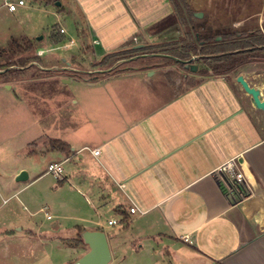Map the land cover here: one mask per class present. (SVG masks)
<instances>
[{"label":"crops","instance_id":"crops-1","mask_svg":"<svg viewBox=\"0 0 264 264\" xmlns=\"http://www.w3.org/2000/svg\"><path fill=\"white\" fill-rule=\"evenodd\" d=\"M172 15L169 4L155 6L142 18L135 15L145 33L139 43H163L151 41L154 33L149 31ZM153 66L134 68L129 75L139 79L153 71L154 80L161 73L165 82L159 86L149 79L150 85L106 88L115 101L112 107L107 96L99 98L97 136L83 142L53 138L69 144L72 153L48 149L40 154L51 157L50 164L62 163L64 182L86 192V203L96 213L88 230L104 232L102 213L109 215V227L120 224L110 237L106 234L114 250L125 233L136 238L144 220L148 227L136 243L142 248L141 239H149L162 245L170 264H264L263 114L235 80L209 75L198 85L186 86L185 76L173 86L167 71ZM89 149L100 153L95 156ZM231 159L245 174L251 192L246 198H235L218 172ZM133 207L140 212L131 213ZM112 220L118 223L110 225Z\"/></svg>","mask_w":264,"mask_h":264},{"label":"rangeland","instance_id":"rangeland-1","mask_svg":"<svg viewBox=\"0 0 264 264\" xmlns=\"http://www.w3.org/2000/svg\"><path fill=\"white\" fill-rule=\"evenodd\" d=\"M6 1L0 0V49L4 50L0 67L23 58L31 63L12 66L6 75H0V264H74L89 250L84 242L74 245L78 227L93 228L90 221L96 213L87 205L86 192L80 186L60 184L54 176L44 175L51 162V157L40 154L49 151L44 142L53 138L83 142L97 136L99 98L107 96L112 107L115 101L106 88L150 85L153 71L139 79L129 75L141 62L123 59L107 69L99 64L104 57L101 53L103 48L110 53L119 47L127 50L142 45L139 42L145 33L135 15L142 18L157 5L167 8L171 4L169 0L167 4L159 0H56L46 5L25 0V6L11 12ZM190 1L201 27L213 33L227 30L234 6L243 7L254 20L264 9V0ZM157 11L151 13L153 18ZM150 33H154L153 42H173L181 39L185 30L173 12ZM13 40L23 48L32 47L22 52ZM194 60L197 71L205 67L199 58ZM69 64L72 70L68 71ZM162 69L176 73L173 80L185 76L191 82L201 79L189 68L172 65ZM162 80L158 73L153 85L163 84ZM123 97L129 102L131 95ZM21 169L30 176L24 182L17 181ZM102 214L101 229L110 237L120 224L109 227V215ZM138 225L137 237L125 233L118 249L114 250L109 238L113 253L109 264H170L162 245L141 239L139 248L136 241L148 224L143 220Z\"/></svg>","mask_w":264,"mask_h":264},{"label":"trees","instance_id":"trees-1","mask_svg":"<svg viewBox=\"0 0 264 264\" xmlns=\"http://www.w3.org/2000/svg\"><path fill=\"white\" fill-rule=\"evenodd\" d=\"M31 1L35 3L53 5L56 0ZM169 1L177 22L185 30V34L181 39L173 42L147 44L141 49L132 48L111 52L105 55L99 64L106 66L108 69L123 59H133L136 62H141V66L138 68L149 67L152 65H157L163 68L177 65L184 68V62H188L193 58H199V61L202 62L205 67L199 69L195 75H200L201 79L195 81L192 80L191 82V79L188 80L187 77L186 85H198L209 75L224 76L229 79V73L245 61L241 52H230L241 50L244 47L254 46L255 44L251 41L249 44H245L242 41H233L231 40V35L227 32V30L213 33L202 28L199 22L200 20L195 16L197 11L192 8L190 0ZM219 36H221V40H217ZM55 37L56 36H53V38ZM60 41L61 40H58L56 42ZM262 41L260 43H262ZM13 43L22 52L26 51L28 48H23L16 40H13ZM25 45L27 46V43ZM3 55L4 50L0 49V59L3 58ZM194 61L195 60L191 63H194ZM30 63L31 61L27 58L16 60L11 64L6 65L4 68L0 67V70L4 71L3 73H0V75H6L9 72L8 69L12 66L26 67ZM174 75H176V73L170 70L166 72V76L173 86H176L178 83L182 84L184 77H180L179 80H173L172 77ZM5 83L7 82L5 81ZM32 145L37 144L33 143ZM47 146L51 151H58L66 155H70L72 153L71 146L60 139L49 140ZM63 183L64 181H60V184ZM83 231H85L84 228H79L78 238L75 240L74 244L76 247L83 244V241L80 238V233Z\"/></svg>","mask_w":264,"mask_h":264},{"label":"flooded vegetation","instance_id":"flooded-vegetation-1","mask_svg":"<svg viewBox=\"0 0 264 264\" xmlns=\"http://www.w3.org/2000/svg\"><path fill=\"white\" fill-rule=\"evenodd\" d=\"M230 13L228 16L232 21L229 22L227 32L231 35V40L242 41L245 44H249L251 41L255 45L230 52H241L245 61L229 73V80H235L237 82V78L243 76L249 86L259 89L261 95L264 97V9L258 14L259 18L257 20L247 15V11L243 7L237 9L234 6ZM261 41L262 43H260ZM257 67V70H252V68ZM184 69H188L186 64ZM188 70L192 72L191 67ZM244 92L249 96L251 105L253 106L251 96L245 90ZM258 111L264 117V112L261 110Z\"/></svg>","mask_w":264,"mask_h":264},{"label":"water","instance_id":"water-1","mask_svg":"<svg viewBox=\"0 0 264 264\" xmlns=\"http://www.w3.org/2000/svg\"><path fill=\"white\" fill-rule=\"evenodd\" d=\"M221 39V38H220ZM144 45H140L135 49H141ZM184 62L186 67H191L192 72H197V65H193L191 62L194 60ZM4 71L0 70V73ZM237 83L251 96V101L253 107L257 110L264 112V97L261 95L259 89L250 87L245 81L243 76L237 78ZM29 178L26 171H22L18 177L17 181L24 182ZM83 242L88 246L89 250L81 258H79L74 264H109L112 260V253L108 241V237L103 231H90L85 230L81 233Z\"/></svg>","mask_w":264,"mask_h":264},{"label":"built area","instance_id":"built-area-1","mask_svg":"<svg viewBox=\"0 0 264 264\" xmlns=\"http://www.w3.org/2000/svg\"><path fill=\"white\" fill-rule=\"evenodd\" d=\"M25 0H19L18 3L13 2L12 0L6 1V6L9 11L15 12L18 7L25 6ZM90 150V149H89ZM91 153L95 156H98L100 151L98 149L90 150ZM218 172L223 174L226 179L227 187L230 193L235 196L237 199H243L250 195V188L247 184L246 177L244 172L238 167L236 159H231L224 164H222ZM47 174L54 176L59 182L65 180V170L62 163H53L48 166ZM131 213H139L137 207L131 208ZM117 220H112L109 222L110 225L117 224ZM184 240L189 242V238L185 237Z\"/></svg>","mask_w":264,"mask_h":264}]
</instances>
